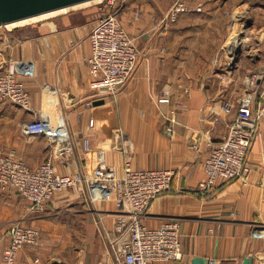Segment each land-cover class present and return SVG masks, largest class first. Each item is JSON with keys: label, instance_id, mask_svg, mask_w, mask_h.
<instances>
[{"label": "crops", "instance_id": "crops-1", "mask_svg": "<svg viewBox=\"0 0 264 264\" xmlns=\"http://www.w3.org/2000/svg\"><path fill=\"white\" fill-rule=\"evenodd\" d=\"M125 1L119 17L141 55L131 80L102 105H94L102 98L87 64L96 10L48 17L3 36L0 66L15 59L33 62L34 69L33 75L17 76L30 94L29 109L0 99V153L14 150L32 169L52 156L59 173L90 175L97 164L95 153L81 145L88 138L94 149L106 150L107 165L118 173L126 153L137 169H173L172 191L152 202L144 221L158 227L178 219L184 257L157 264H192L196 257L264 264V119L246 160L247 182H219L206 197L196 192L212 144L224 138L237 114L245 78L264 74V0H186L190 12L167 29L159 23L168 10L158 11L156 0ZM233 21L252 41L237 64L222 53ZM253 24L256 28L247 31ZM221 67L227 71L219 72ZM166 86L173 90L174 104H181L171 134L166 131L169 106L152 100ZM227 102L233 105L230 117L222 108ZM39 112L65 119L69 144L26 135L25 123ZM117 217L113 201H92L85 187L57 193L43 211L31 210L15 190L0 187V264L17 220L38 228L41 236L39 244L19 251L15 264H117L110 248Z\"/></svg>", "mask_w": 264, "mask_h": 264}, {"label": "built area", "instance_id": "built-area-1", "mask_svg": "<svg viewBox=\"0 0 264 264\" xmlns=\"http://www.w3.org/2000/svg\"><path fill=\"white\" fill-rule=\"evenodd\" d=\"M101 1L100 15L88 35L91 54L87 64L93 77L92 86L98 96L105 99L116 97L119 89L131 80L141 52L120 21L119 16L126 7V1ZM201 9L202 4L197 7L198 11ZM188 12L190 7L185 0H171L170 8L159 24L167 29L177 22L181 14ZM244 35L246 32L237 31V39L241 42L248 39ZM33 69V62L15 59H9L4 67L0 66V99L29 109L30 94L17 76L33 75ZM245 83V94L238 102L237 114L229 122L226 135L212 144L203 162L205 178L196 189L201 197L212 194L219 182H247L246 160L260 135V122L264 119V74L252 73L245 78ZM182 88L184 93H189L188 88ZM172 96V88L166 86L156 97H152L156 106H169L165 114L169 134L178 122L177 114L181 107V104H174ZM222 108L224 114L230 117L232 103L227 102ZM217 121L219 118L215 119ZM24 132L28 136H46L55 145L62 142L69 144L71 140L65 119L47 112H39L26 122ZM81 145L84 152H94L96 155L97 165L90 175L82 172L61 174L54 167L52 156L32 169L11 150L0 153V187L15 190L30 202L33 211H43L47 202L59 192L85 187L92 201H113L118 210L114 238L110 241L117 264H157L182 260L184 251L180 221L169 219L158 227H150L144 221L152 202L172 191L175 171L170 168L137 169L132 164L131 156L126 153L123 171L118 173L107 165L104 148L94 149L88 138H83ZM9 235L10 242L2 258L5 264H15L19 251L25 245L40 243L41 232L24 220H17L11 224ZM208 262L220 264L215 259Z\"/></svg>", "mask_w": 264, "mask_h": 264}, {"label": "rangeland", "instance_id": "rangeland-1", "mask_svg": "<svg viewBox=\"0 0 264 264\" xmlns=\"http://www.w3.org/2000/svg\"><path fill=\"white\" fill-rule=\"evenodd\" d=\"M153 1H155V0H153ZM157 2H158V4H159V6H160V8L158 9V11L161 9V11L160 12H162V11H167L169 8H170V6H171V0H156ZM186 1V0H185ZM101 0H92V1H88V2H84V3H81V4H79V5H76V6H72V7H69V8H65V9H63V10H61L59 13H56V14H54V15H52V16H48V17H53V16H59V15H63V14H77V13H79L80 14V12H82V11H91V10H96V11H94V12H96V16L98 17L99 15H100V6H102V4H101ZM187 3V2H186ZM188 4V3H187ZM197 7L200 5V4H202V2H197ZM189 6V5H188ZM126 8V7H125ZM124 8V9H125ZM65 12V13H64ZM93 12V11H92ZM140 13H142V11H135V16L137 17V18H139L140 17ZM122 14V13H121ZM137 14H139V16H137ZM159 14V13H158ZM166 14V13H165ZM95 16V17H96ZM142 16V15H141ZM48 17H46V18H48ZM96 17V18H97ZM45 18H43V19H41V20H44ZM237 19L238 18H235V20L234 21H237ZM41 20H30V21H28V22H25L23 25H26V24H30V23H35V22H39V21H41ZM121 21V20H120ZM232 22L231 24H230V31H229V33L227 34V38H226V40H225V46H224V48L222 49V53L224 54V56L226 57L227 56V58L229 59V60H231V62L232 63H234L235 62V60H237V61H239L240 60V57H241V55L242 54H244V53H242L241 54V52H245V51H248L249 50V48L251 47V45H252V41H251V39H250V37L248 36V35H244V38H248L247 40H245V41H243V42H241L240 41V39H239V41H240V44H238V39H237V31L239 32V29H243L242 27H240L236 22ZM122 23V22H121ZM158 23H159V21H158ZM23 25H20V26H23ZM233 25H234V28H233ZM256 28V27H254V24L252 25V26H249V28L248 29H246L247 31L249 30V29H251V28ZM17 28H19V26H8V25H6V24H0V57H2V52H1V50H2V45H3V43H4V39H3V36L5 35V34H7V33H9L10 31H12V30H16ZM167 31V30H166ZM242 31H244V30H242ZM241 31V32H242ZM237 40V41H236ZM250 45V46H249ZM236 46H238L241 50H240V53H237L236 52V50H237V48L238 47H236ZM233 47L234 48H236V49H233ZM238 48V49H239ZM236 52V54H234ZM231 53H232V55L233 56H231ZM242 58H244V57H242ZM1 59V58H0ZM237 61H236V64H237ZM7 62V61H6ZM218 64H221V63H217V65L216 66H218ZM6 65V63L2 66V67H4ZM233 66V65H232ZM219 67V66H218ZM232 68V67H231ZM220 70V71H219ZM218 71L219 72H226L227 70H223V67H221L220 69H219ZM231 70H233V69H231ZM224 72V73H225ZM234 72V71H233ZM243 78H244V76H245V74H244V72H241V74H240ZM66 191V190H65Z\"/></svg>", "mask_w": 264, "mask_h": 264}, {"label": "water", "instance_id": "water-1", "mask_svg": "<svg viewBox=\"0 0 264 264\" xmlns=\"http://www.w3.org/2000/svg\"><path fill=\"white\" fill-rule=\"evenodd\" d=\"M85 1L88 0H0V24L10 23L64 7H70ZM238 48L236 52L240 53L241 49ZM236 52L234 54H236ZM236 61L237 60H235V62ZM104 103L105 101L100 99L96 100L94 105L98 106ZM192 264H209V262L205 258L196 257L192 260Z\"/></svg>", "mask_w": 264, "mask_h": 264}, {"label": "bare ground", "instance_id": "bare-ground-1", "mask_svg": "<svg viewBox=\"0 0 264 264\" xmlns=\"http://www.w3.org/2000/svg\"><path fill=\"white\" fill-rule=\"evenodd\" d=\"M88 1H92V0H88ZM88 1H85V2H88ZM82 3H84V2H82ZM79 4H81V3H79ZM79 4H75L73 6H76V5H79ZM70 7H72V6H70ZM65 8H69V7H64V8L53 10V11H50V12L41 13L39 15L23 18V19L16 20V21H13V22H10V23H6V25H8V26H20V25H23L25 22H28L30 20H35V21L36 20H41V19L46 18L48 16H52V15H54L56 13H59L61 10L65 9ZM233 49H236V48L233 47Z\"/></svg>", "mask_w": 264, "mask_h": 264}]
</instances>
